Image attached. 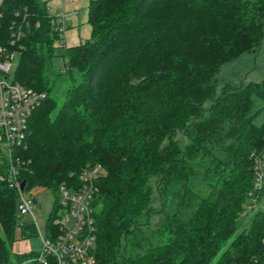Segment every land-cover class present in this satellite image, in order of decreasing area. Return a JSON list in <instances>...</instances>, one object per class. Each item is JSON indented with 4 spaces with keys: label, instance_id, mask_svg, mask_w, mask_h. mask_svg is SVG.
<instances>
[{
    "label": "trees",
    "instance_id": "1",
    "mask_svg": "<svg viewBox=\"0 0 264 264\" xmlns=\"http://www.w3.org/2000/svg\"><path fill=\"white\" fill-rule=\"evenodd\" d=\"M24 7L13 76L46 95L12 149L26 190L59 196L86 163L103 167L92 202L94 264H254L264 213L241 229L239 221L251 152L264 148V81L225 82L217 93L215 75L261 43L264 0H90V36L68 47L45 0L11 1L4 22ZM56 47L69 77L61 101L47 72ZM6 170L0 151V175ZM16 199L0 180V264H38L23 263L39 244ZM18 239L30 240L28 252L12 251Z\"/></svg>",
    "mask_w": 264,
    "mask_h": 264
},
{
    "label": "built area",
    "instance_id": "2",
    "mask_svg": "<svg viewBox=\"0 0 264 264\" xmlns=\"http://www.w3.org/2000/svg\"><path fill=\"white\" fill-rule=\"evenodd\" d=\"M13 0H0V151L5 155L7 170L0 175V180L14 189L17 195V212L24 215L29 211V202L33 200L25 184L21 188L18 169L12 159V149L23 138L27 120L31 112L45 98L44 91H38L16 79L12 63L14 53H19L23 45L25 27L29 24L28 13L14 8L4 22L6 11ZM53 21L62 27V19L55 15L47 5ZM252 185L248 191L245 206L248 209L264 213V148L251 152ZM104 175L103 167L96 163H86L79 172L77 184H61L58 187L59 200L51 225L42 233L35 222L38 241L37 252L25 259L38 264H94L92 253L95 241L92 202L98 190L97 182ZM261 255L254 259V264H264V237L261 239ZM30 250V249H29ZM23 251V252H28Z\"/></svg>",
    "mask_w": 264,
    "mask_h": 264
},
{
    "label": "rangeland",
    "instance_id": "3",
    "mask_svg": "<svg viewBox=\"0 0 264 264\" xmlns=\"http://www.w3.org/2000/svg\"><path fill=\"white\" fill-rule=\"evenodd\" d=\"M54 52L55 54L50 58V61H48L47 72L50 77V85L53 87L52 93L59 101H61L64 95V90L69 82V77L65 70L64 59L60 55L61 49L56 47ZM18 57L19 53H14L12 63L15 66ZM70 74L75 78L78 76L75 69H72ZM248 81H264V37H262L261 43L257 48L243 52L235 59L229 60L220 66L219 71L215 75V89L218 93L225 82L238 85ZM209 105L210 102L208 100L204 102L205 108H208ZM261 117H264V115H259L257 121H259ZM175 137L182 143H185L180 132H177ZM148 184L151 187V201L155 209L150 223V228H153L159 223L160 219L156 177H151ZM26 194H29L32 199L36 200V202L33 203L32 200H30L28 204L29 211L24 215H20L18 212L17 214L21 216L22 219H35L38 229L44 233L49 216L55 215L59 208V196H57V193L51 188L40 187H33L28 190ZM253 215L254 211L246 208L244 202L241 219L239 221V228L241 229L247 226ZM30 245L31 242L29 239H18L13 243L12 251H27L30 249Z\"/></svg>",
    "mask_w": 264,
    "mask_h": 264
},
{
    "label": "crops",
    "instance_id": "4",
    "mask_svg": "<svg viewBox=\"0 0 264 264\" xmlns=\"http://www.w3.org/2000/svg\"><path fill=\"white\" fill-rule=\"evenodd\" d=\"M53 13L62 19V42L73 46L87 40L90 25L87 22V7L90 0H45Z\"/></svg>",
    "mask_w": 264,
    "mask_h": 264
},
{
    "label": "water",
    "instance_id": "5",
    "mask_svg": "<svg viewBox=\"0 0 264 264\" xmlns=\"http://www.w3.org/2000/svg\"><path fill=\"white\" fill-rule=\"evenodd\" d=\"M23 185H24V181H21V184H20L21 188L23 187ZM32 202H33V203H35V202H36V200H35V199H33V200H32Z\"/></svg>",
    "mask_w": 264,
    "mask_h": 264
}]
</instances>
